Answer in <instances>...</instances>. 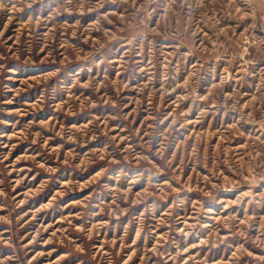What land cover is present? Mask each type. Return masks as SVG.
Masks as SVG:
<instances>
[{"label":"rangeland","instance_id":"obj_1","mask_svg":"<svg viewBox=\"0 0 264 264\" xmlns=\"http://www.w3.org/2000/svg\"><path fill=\"white\" fill-rule=\"evenodd\" d=\"M0 264H264V0H0Z\"/></svg>","mask_w":264,"mask_h":264},{"label":"clouds","instance_id":"obj_2","mask_svg":"<svg viewBox=\"0 0 264 264\" xmlns=\"http://www.w3.org/2000/svg\"><path fill=\"white\" fill-rule=\"evenodd\" d=\"M136 0H133V4L135 5ZM143 10V5H139L136 7V12L139 13L140 11ZM60 15L59 11L57 9H53V12L49 13L48 17H46L45 19L48 21H51L52 19L55 18V16ZM219 84V81L217 80L215 83L212 82H208L207 83V87L209 89H213L215 87H217ZM212 95V92H206L202 97L201 100H207L209 96ZM230 96L229 93H225V97L228 98ZM174 104V100L173 101H169V104L166 105V107H171V111L168 113V115L162 116L160 119V124L162 126V131L160 134V140L158 142V144L155 146V153L163 156L164 152L167 150L164 146V141L167 140L168 135L170 134V129H172L173 126H176V130L180 131L181 129L185 128V125H192L195 123H199L200 122V116L202 113L206 112V109H201L200 112L196 113L195 116H192L191 110L190 108L185 109L183 112L180 113L181 116H188L190 117L189 119L185 120L182 123L177 124V119L175 116L172 115L173 112H175V107H173L172 105ZM129 109H131L133 106L131 104L126 105ZM125 106V107H126ZM210 107H215V101H213V103L210 105ZM247 107V101H245L244 104L241 105V111H243L245 108ZM149 127V125H148ZM152 127V125H151ZM149 127V128H151ZM125 131V129H120L117 132V136H120V132ZM193 133L192 132H188L185 136V139H187L188 137H190ZM149 134L147 132L144 133V136H148ZM143 138V137H142ZM120 139H123V137L121 136ZM146 143L148 144L149 147H152V141L149 139L146 141ZM183 143V140H178L176 142V145H174L171 148V155L169 157V167L172 166V161L174 159L175 153L179 148V145ZM141 160L147 161L150 164H153V166H156L158 171L162 172V169H159V167L157 165H155V161L152 160L149 156H143V157H138L137 158V163H139ZM113 162H117V161H113ZM180 167L179 165H177L176 167L172 168L173 172H176V169ZM218 176L223 175V171L218 172L217 173ZM250 177H245V179H248ZM137 181H129V185L136 183ZM146 189L142 190L145 191ZM124 191H131V187L125 189ZM230 203L235 204L236 201H231Z\"/></svg>","mask_w":264,"mask_h":264}]
</instances>
